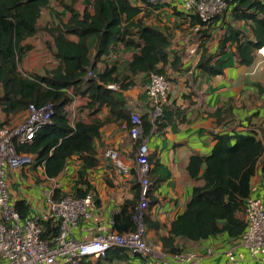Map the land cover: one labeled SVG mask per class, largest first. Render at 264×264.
<instances>
[{
	"label": "crops",
	"instance_id": "1",
	"mask_svg": "<svg viewBox=\"0 0 264 264\" xmlns=\"http://www.w3.org/2000/svg\"><path fill=\"white\" fill-rule=\"evenodd\" d=\"M129 1L131 5L143 9L140 17L147 23L162 26L167 23V27H175L176 32L169 63L164 66V75L172 83L169 102L163 107L162 115L154 122L151 120L150 104L144 93L148 75L142 73L131 77L128 73V63L138 51L136 48L119 43L108 57H103L97 63L95 70L98 74L115 66L119 83H131L125 89L115 83L118 86L116 97L125 103L128 116L138 114L140 118L146 117L152 124L148 134L145 135L143 130L151 164L147 208H140L141 182L137 165L140 141L134 140L129 131L122 127L127 120H116L106 104L95 115H90L87 108L89 99L80 95L73 96L68 105V118L71 124L80 119L86 123H102L100 136L93 142L96 165L86 167L79 156H73L67 161L63 172L53 179L47 177L43 166L36 167L35 164L21 171H10L11 200L13 205L16 201L25 200L30 207L28 216H35L46 209L47 195L58 191L61 197L67 193L75 194L78 190L84 193L90 188L96 202V215L105 226L109 222H115V217L121 212L125 202L134 204L137 212L142 211L143 221L147 222L145 237L153 248L151 255L143 258L121 248H113L108 250L109 255L89 259L86 264H146L155 260H162L165 264H177L174 254L165 248L164 239L170 237L171 223L185 210L193 188L202 184L188 174L190 158L195 155L209 156L216 143L217 134H255L264 144V93L260 92L264 88V56L257 52L252 65H243L232 56L235 48L230 47L225 56L227 64L223 74L208 76L197 69L202 32L208 30V54L216 56L219 54V43L226 33L227 24L231 23L230 25L252 38L248 23L231 21L227 17L211 27L203 26L202 31L197 34L193 31L195 25L190 24L192 15L184 12L177 2L152 6L146 0ZM78 3H81L82 8H76V4L71 6L76 12L83 13L86 2L78 0ZM52 4L50 12H53ZM59 4L54 8L56 11L61 7ZM87 10H91L90 6ZM61 11L60 16L49 13L42 25L39 21L41 30L36 36L26 40L25 44L30 45L31 49L22 60L21 72L43 75L58 65L50 48L53 39L45 28L53 22H66L70 18V12L64 8ZM71 39L75 40L74 37ZM134 40L138 42L137 39ZM92 51L94 53L93 48ZM175 56L181 62L172 66ZM82 110L83 115L80 114ZM218 110L222 112L216 116ZM25 117L26 111L6 116L0 108L2 124L15 125ZM110 149L119 152L123 162L131 170L130 175L119 173L112 162L105 158V152ZM251 198L264 201V156L257 164L252 178ZM132 208L130 206L129 210L132 211ZM243 218L245 220V214ZM128 223L129 220L123 217L118 220L117 227L115 223L113 227L120 232ZM151 223H156L157 226H149ZM131 224L137 225L135 217H132ZM98 228V224L83 220L79 228L74 230L73 238L77 241L92 239L102 232ZM171 247L183 253L194 252L199 256L197 260H190L185 264H229L230 260L226 256L228 251H232L235 256L243 255L239 264H264L260 258L254 259L250 256L248 250L240 244L239 238L230 237L224 232L196 242L177 238ZM125 255L126 257H122Z\"/></svg>",
	"mask_w": 264,
	"mask_h": 264
},
{
	"label": "trees",
	"instance_id": "2",
	"mask_svg": "<svg viewBox=\"0 0 264 264\" xmlns=\"http://www.w3.org/2000/svg\"><path fill=\"white\" fill-rule=\"evenodd\" d=\"M62 1L0 0V108L6 116H10L27 111L30 105L38 108L48 104L53 106L51 123L42 126L31 142L17 144L18 152L32 156L33 164L43 166L51 179L63 172L73 156H79L86 167L97 163L93 142L100 136L102 123H86L80 119L71 124L67 107L72 99L68 91L72 92V96L88 97L90 115H95L106 104L116 120L125 119L130 125L131 117L127 114L125 103L106 87L109 83L120 84L116 67L98 73L96 78H86L87 73L95 71L97 63L123 43L138 50L128 63L131 77L151 72L164 74L173 38L167 30L145 25L143 17H140L143 9L131 5L129 0H85L83 13L76 12L71 5L64 6ZM54 2L62 3L64 10L71 14L66 22H53L45 28L53 39L50 48L58 65L43 75L23 73L20 65L31 49L25 42L41 30L39 21L42 11ZM88 6L91 10H87ZM227 17L231 21L248 23L252 38L229 23L219 43V54L212 56L208 54L206 45L210 35L205 29L197 69L208 76L223 74L228 48H235L232 56L238 63L252 65L256 53L264 47V0H232L228 9L209 24L197 16H192L190 24L211 27ZM180 62V58L175 56L172 66ZM130 85L121 83L120 87L125 89ZM260 92L264 93V88ZM221 112L218 110L216 116ZM141 120L146 135L151 131L152 124L146 117ZM215 140L209 156L195 155L189 160V176L202 184L193 188L185 210L171 223L170 237L164 239L165 248L170 249L172 254L180 253V250L171 247L177 238L196 242L223 232L240 238L246 230L243 215L246 202L251 197L252 178L264 156V144L255 134H217ZM90 192L89 188L87 192L78 190L75 194L85 197ZM59 196L56 191L55 198ZM130 206H133L132 211ZM29 208L25 200L14 204L22 219L28 217ZM136 214V206L125 202L114 223L117 227L118 220L123 217L129 223L119 233L136 229L137 225L131 224ZM42 225L44 239L50 240L57 235L58 229L52 222H43ZM149 226L157 225L151 223ZM109 254L110 251L106 253Z\"/></svg>",
	"mask_w": 264,
	"mask_h": 264
},
{
	"label": "built area",
	"instance_id": "3",
	"mask_svg": "<svg viewBox=\"0 0 264 264\" xmlns=\"http://www.w3.org/2000/svg\"><path fill=\"white\" fill-rule=\"evenodd\" d=\"M150 5L177 2L182 10L189 15L197 16L209 24L215 17L221 16L232 0H146ZM205 27V26H204ZM203 26L195 25L193 31L200 33ZM264 56V47L258 50ZM144 87L145 96L150 104V116L154 122L162 115L163 107L169 102L172 83L164 74L151 72ZM95 71L90 70L86 78H96ZM108 90L117 91L115 84L106 85ZM71 99L72 92L68 91ZM53 106L43 107L30 105L26 117L18 124L0 123V264H86L89 259L104 257L113 248H121L128 253L148 258L153 252L152 246L146 241V224L143 221L144 210L148 206L149 176L151 164L149 150L143 139V123L138 114H131L130 125L123 123V128L129 131L131 137L140 141L137 150L138 173L141 182L140 208L135 220L134 231L119 233L114 229V222L106 226L100 223L96 215V202L90 192L85 197L67 193L59 198L51 193L46 196V209L35 216L29 215L22 219L14 209L11 200L10 171H21L33 165L32 156L19 153L17 144L31 142L38 130L51 123ZM114 168L124 175H130L131 170L123 162L115 149L104 154ZM83 220L98 224L102 232L89 240L77 241L73 232ZM50 221L57 227V235L48 240L42 237V223ZM246 230L240 236V244L246 248L254 259L264 261V201L260 198H249L245 207ZM226 256L229 264H239L243 255L235 256L228 251ZM177 264H185L197 260L194 252H180L173 255ZM146 264H165L155 260Z\"/></svg>",
	"mask_w": 264,
	"mask_h": 264
},
{
	"label": "rangeland",
	"instance_id": "4",
	"mask_svg": "<svg viewBox=\"0 0 264 264\" xmlns=\"http://www.w3.org/2000/svg\"><path fill=\"white\" fill-rule=\"evenodd\" d=\"M75 2V3H74ZM73 2V0H63L62 1V3H64V6H70V5H78L76 8H78V9H80V8H82L81 7V3H78V0H75ZM61 3V4H62ZM61 4H59V5H61ZM53 6V8L51 7V9H52V11L53 12H50V8H48V9H44L43 11H42V17H41V20H40V23H41V25L42 24H44L45 22H46V18H47V15H49V13L50 14H52V13H55V14H57V15H59L60 16V13L62 12L61 11V9L62 8H64L62 5H61V7H59V11H56L54 8L55 7H57V3H54V4H52ZM144 23H145V25H147V26H151V27H155V28H158L159 30H167V32L169 33V34H171L172 35V41H173V39H174V36H175V34H176V32H175V27H167V23H165L166 24V26H162V25H159V24H155V23H147L145 20H144ZM178 29V28H177ZM180 29H181V27H180ZM201 39H202V36H201ZM203 41V39L201 40V42ZM48 54H50L49 52H47ZM46 54V53H45ZM51 55V54H50ZM32 73H34V72H32ZM80 114H82L83 115V110L80 112ZM23 120V119H22ZM22 120H20V121H18V123H20ZM17 123V124H18Z\"/></svg>",
	"mask_w": 264,
	"mask_h": 264
}]
</instances>
